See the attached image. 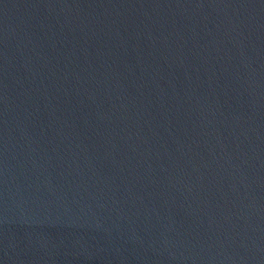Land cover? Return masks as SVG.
<instances>
[{
	"label": "water",
	"instance_id": "water-1",
	"mask_svg": "<svg viewBox=\"0 0 264 264\" xmlns=\"http://www.w3.org/2000/svg\"><path fill=\"white\" fill-rule=\"evenodd\" d=\"M0 264H264V0H0Z\"/></svg>",
	"mask_w": 264,
	"mask_h": 264
}]
</instances>
